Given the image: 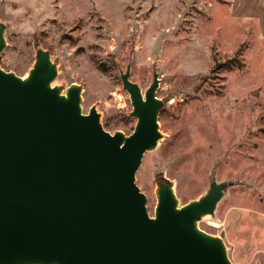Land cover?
<instances>
[{
  "label": "rangeland",
  "instance_id": "obj_1",
  "mask_svg": "<svg viewBox=\"0 0 264 264\" xmlns=\"http://www.w3.org/2000/svg\"><path fill=\"white\" fill-rule=\"evenodd\" d=\"M0 22L1 67L27 77L48 50L54 85L81 86L112 134L136 125L121 75L145 93L158 74L163 137L136 173L149 214L164 179L181 205L230 183L199 226L234 264H264V0H0Z\"/></svg>",
  "mask_w": 264,
  "mask_h": 264
},
{
  "label": "water",
  "instance_id": "obj_2",
  "mask_svg": "<svg viewBox=\"0 0 264 264\" xmlns=\"http://www.w3.org/2000/svg\"><path fill=\"white\" fill-rule=\"evenodd\" d=\"M0 22V57L6 48ZM58 67L39 49L27 77L0 65V264H234L225 242L199 226L230 183L181 205L156 189L154 216L136 173L162 139L160 78L145 93L121 75L134 131L108 132L82 87L54 85Z\"/></svg>",
  "mask_w": 264,
  "mask_h": 264
},
{
  "label": "trees",
  "instance_id": "obj_3",
  "mask_svg": "<svg viewBox=\"0 0 264 264\" xmlns=\"http://www.w3.org/2000/svg\"><path fill=\"white\" fill-rule=\"evenodd\" d=\"M236 61V59H231V60H228V61H226L225 63H223V64H217L216 65V69H221V68H224L225 66H226V69H229V70H231V69H233L234 68V62ZM240 66H241V64H240ZM240 68V67H239Z\"/></svg>",
  "mask_w": 264,
  "mask_h": 264
}]
</instances>
